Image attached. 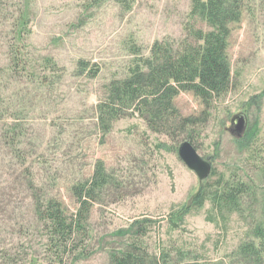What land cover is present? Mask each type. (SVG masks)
Masks as SVG:
<instances>
[{"label": "rangeland", "instance_id": "obj_1", "mask_svg": "<svg viewBox=\"0 0 264 264\" xmlns=\"http://www.w3.org/2000/svg\"><path fill=\"white\" fill-rule=\"evenodd\" d=\"M191 6L192 0H0V198L8 199L0 215V264H109L136 240L154 256L169 251L168 264H254L234 253L246 242L259 244L253 227L264 204V0H245L240 22L231 25L230 81L209 104L180 93L175 119H162L154 130L128 109L107 133L98 114L109 87L130 76L135 51L149 58L156 42L187 37ZM21 24L30 33L19 38ZM196 27L208 31L200 20ZM18 44L38 77L11 64L10 48ZM16 112L22 129L3 144ZM238 114L247 117L240 139L231 133ZM185 141L211 159L203 183L178 155ZM100 165L108 181L95 193L84 233L53 248L36 227L34 194L77 214L73 190ZM21 166L30 169L35 193L26 176L18 178ZM221 178L258 187L257 197L220 227L208 221L207 204L172 229L173 209Z\"/></svg>", "mask_w": 264, "mask_h": 264}, {"label": "trees", "instance_id": "obj_2", "mask_svg": "<svg viewBox=\"0 0 264 264\" xmlns=\"http://www.w3.org/2000/svg\"><path fill=\"white\" fill-rule=\"evenodd\" d=\"M244 6L245 0H192L190 18L193 24L186 28L187 37L179 44L170 41L156 42L149 58L142 57L139 50L135 51L134 55L138 60L131 69L130 76L109 87L107 97L98 106L104 130L108 133L109 125L123 118L128 109L147 119L148 125L154 130L162 119H175L177 110L173 101L180 93L192 92L205 104H209L213 96L221 94L230 81L227 50L231 25L240 22ZM199 20L208 27V31L196 27ZM21 26L25 31L21 32L19 38L30 33L26 32L25 24ZM23 41L18 40V43ZM19 45L21 44L10 48L11 64L22 65L23 72L33 73L32 77H38L36 72L30 70L27 56L20 52L22 49H19ZM41 79L46 81L45 78ZM18 116V112L13 115L14 120L9 126L11 129L8 130L11 135L4 131L3 144H7L22 129ZM1 121L8 125L5 120ZM16 154L17 158L21 157L19 153ZM30 172L29 168L21 166L17 174L18 178L27 177L28 189L35 193L37 189L33 179L29 181L32 177ZM107 181L105 168L100 165L90 181L75 186L73 193L79 210L74 215H68L58 201L43 200L37 193L34 194L32 202L36 227L47 233L48 242L53 248H66L73 242V236L84 233L85 216L95 201V193ZM257 188L255 186L253 189L242 181L230 183L224 178L213 184H203L188 205L173 209L169 223L172 229L180 230L185 218L193 210L201 211L210 204L208 221L220 227L232 214L241 213L246 199L253 200L257 197ZM0 200L1 215L8 208L5 204H8V199L2 194ZM260 207L262 213L253 227V238H257L259 244L252 241L242 244L234 253L241 262L252 260L254 264H264V245L258 251L260 244H264V204L261 203ZM23 229L24 226L20 227V233ZM157 253L162 256V262H159V256L150 253V248L136 240L125 251L113 254L109 264H168L169 251L161 249Z\"/></svg>", "mask_w": 264, "mask_h": 264}, {"label": "water", "instance_id": "obj_3", "mask_svg": "<svg viewBox=\"0 0 264 264\" xmlns=\"http://www.w3.org/2000/svg\"><path fill=\"white\" fill-rule=\"evenodd\" d=\"M231 124L232 135L238 139L242 138L247 127L246 115L238 114L234 116ZM178 155L187 168L196 174L201 183L211 176L213 171L211 159L201 157L190 141H185L180 145Z\"/></svg>", "mask_w": 264, "mask_h": 264}]
</instances>
